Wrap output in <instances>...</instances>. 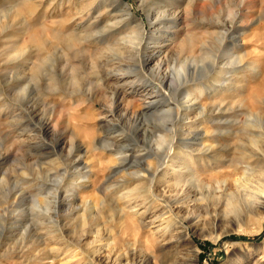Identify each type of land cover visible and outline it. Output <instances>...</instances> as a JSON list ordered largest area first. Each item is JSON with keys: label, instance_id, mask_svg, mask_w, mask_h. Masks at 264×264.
Segmentation results:
<instances>
[{"label": "rangeland", "instance_id": "374dc122", "mask_svg": "<svg viewBox=\"0 0 264 264\" xmlns=\"http://www.w3.org/2000/svg\"><path fill=\"white\" fill-rule=\"evenodd\" d=\"M263 93L264 0H0V264H264Z\"/></svg>", "mask_w": 264, "mask_h": 264}, {"label": "bare ground", "instance_id": "6f19581e", "mask_svg": "<svg viewBox=\"0 0 264 264\" xmlns=\"http://www.w3.org/2000/svg\"><path fill=\"white\" fill-rule=\"evenodd\" d=\"M128 14H130V12L128 11L127 12ZM231 21V20H230ZM222 23V22H221ZM230 23V22H229ZM223 24V31H221V32H219L218 33V36H220V37H218V39L221 41V43H222V41H224L226 38V32L228 31V29H229V27L228 26H226V24H225V22L224 23H222ZM228 37V36H227ZM143 41V40H142ZM141 41V42H142ZM137 42V41H136ZM139 43V41L137 42V43H135V46H136V50L137 51H140V49H141V45H139L138 44ZM139 45V46H137V45ZM142 44V43H141ZM116 55V54H115ZM115 57V56H114ZM112 60V59H111ZM117 64V63H116ZM158 71L157 72H154V78L156 79V81H158L160 84L163 82V80L165 79L164 77L166 76V75H163L162 74V76L161 75H159L160 74V70H161V64L160 63H158ZM156 76V77H155ZM164 78V79H163ZM192 80H194V79H192V77H190V78H186V79H180L179 81H177L176 83H173L172 84V88L171 89H169V94L171 95V98L177 103V105H180L181 107H182V114H183V117L182 118H184V117H186L187 115H189L192 111H193V108H194V106H195V103H196V100L195 99H193V98H195L194 96H192V93H193V91H189L188 93H187V96L185 97V99L182 97V93H183V90L186 88V86H185V84L186 83H188L189 81H192ZM159 84V85H160ZM188 85V84H187ZM190 85V84H189ZM158 86V85H157ZM156 85H154V87H157ZM158 91H160V87L158 88ZM116 92H114L112 95L113 96H115L116 94H115ZM168 95V94H167ZM181 95V98H179V96ZM263 96H264V93H263ZM114 98V97H113ZM113 98H111V99H109L108 101L110 102L109 103V111L111 112V113H114V111H115V108H116V106H117V103H116V100L115 99H113ZM165 100H167V99H165ZM169 101H167V103H168ZM173 102V101H172ZM176 105V104H175ZM129 105H127L126 107H125V111H128L129 110ZM132 110V109H131ZM138 110V109H137ZM136 109H134V110H132V114H135V113H138V111H137ZM125 111H123V112H125ZM204 111V109L203 110H201L200 112H203ZM122 112V113H123ZM177 112V111H176ZM123 116V115H122ZM173 124V123H172ZM161 125V124H160ZM249 125H251V126H256L253 122H250L249 123ZM154 127V126H153ZM162 127H163V124H162ZM161 128V127H160ZM161 129H164V127L163 128H161ZM167 128H165V130H166ZM155 130H157V129H155ZM163 131V130H162ZM161 132V131H160ZM165 132V131H164ZM253 133H252V135H250V142H251V144L253 145V146H255V147H257V145H256V142H258L259 141V138H261V134H260V132H257V131H255V130H253L252 131ZM166 134V133H165ZM159 136H160V139H162L163 141H164V139H165V137H164V135H160L159 134ZM159 138V137H158ZM167 140V139H166ZM189 142V141H188ZM109 144V143H108ZM104 145L105 146H107L106 145V142L104 141ZM104 146V147H105ZM204 147V149L206 150V149H208L209 148V146H206L205 144L203 145ZM246 165H247V163H246ZM146 166V165H145ZM149 169H151V166L150 165H147L146 167H144V170L142 171V174L141 175H139V176H144L145 175V173H146V171H149ZM141 171V170H140ZM158 171V170H157ZM156 172V171H155ZM157 173V172H156ZM149 174H152V173H149ZM148 175V174H147ZM152 175H154V174H152ZM259 196H258V200L256 201V204H257V208L258 209H260V207L262 208V207H264V185H261L260 186V188H259ZM190 195V194H189ZM188 195V196H189ZM255 209V208H254ZM166 210H167V212L169 211V218L167 219V223H169L171 220V218L172 217H174V215H176V213L179 211V209L177 210V212H175V210L173 209V208H171L169 205L167 206V208H166ZM165 210V211H166ZM255 211V210H254ZM257 211V210H256ZM187 233L185 232V235H186ZM194 256H193V259H194V257H195V259H196V254H195V251H194V254H193ZM96 257V256H95ZM107 258H108V260L110 259V256H108L107 255ZM262 258V257H261ZM93 260H94V262L96 261V259L93 257L92 258ZM92 260V261H93ZM257 262H258V260H257ZM96 263V262H95ZM113 263L114 264H121L122 263V258L121 257H115V259L113 260Z\"/></svg>", "mask_w": 264, "mask_h": 264}]
</instances>
